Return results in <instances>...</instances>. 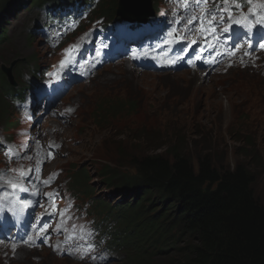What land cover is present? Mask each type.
Returning <instances> with one entry per match:
<instances>
[{
  "label": "rangeland",
  "instance_id": "374dc122",
  "mask_svg": "<svg viewBox=\"0 0 264 264\" xmlns=\"http://www.w3.org/2000/svg\"><path fill=\"white\" fill-rule=\"evenodd\" d=\"M23 1L13 3L11 11L5 9L0 12V26L5 25L7 37L0 41V69L2 66L7 70L11 68L12 77L18 81V91L25 87L24 76H31L32 68L35 69L34 77L39 81L41 76H37L38 70L55 63L61 56L60 50L51 49L53 41L48 36L53 33L48 11L32 5V0ZM109 1L100 0V5ZM7 2L8 5L11 3L9 0ZM153 2L159 4L161 0ZM93 19L92 16L90 20ZM36 24L45 26V32L35 33L33 27ZM3 75L4 80L0 78V137L6 136L10 141L24 140L25 137L15 129L27 128L29 125L18 120L21 116L14 111H21V107L15 105L14 98L17 97L14 93L5 88L9 83L6 75ZM178 76L182 78L175 80ZM251 76L258 84L256 88L245 84V81L249 83ZM11 80L14 81L13 78ZM126 98L137 99L143 110L148 109L150 116L144 124L141 121L144 115L139 112L133 114V111L98 120L101 113L94 111L97 106L104 105L102 102L107 104L117 99L113 104H118ZM37 112L38 109L31 119H40V122L33 128H40L46 139L56 137L62 143V148L48 169L60 171L59 183L63 188L70 170L84 168L89 172L88 176L92 179L89 185L98 200L105 199L109 203L121 200L120 193L103 185L98 175L99 169L104 166L115 168L118 165L113 163L121 160L124 166L119 167L124 173L131 170L129 165L145 155L165 154L164 147L158 149V144L163 142L159 131L152 132L157 139L155 143L144 144L126 139L120 133L122 128L126 126L135 130L141 122L145 130L150 127L152 130L165 129L169 120L174 119V126L176 121L180 122L181 127L189 126V131L183 134V151L190 152L192 158L197 154H207L217 163L219 170H231L238 164L244 165L253 173L254 195L264 205V75L257 73L254 68L231 67L225 72H210L202 77L191 71L157 72L134 68L129 60L118 58L111 60L85 82L73 84L68 89L67 97L53 103L47 114L37 115ZM5 124L8 135L2 131ZM10 124L16 128H10ZM15 132L18 136H15ZM73 194L79 203L88 200L77 190ZM94 206L91 204L90 209L97 212ZM94 217L99 221L111 219L110 215L101 213ZM132 226L140 229L142 223ZM114 237L118 238L119 235ZM22 243L23 246L13 250L12 242L6 240L5 245L0 246V264H80L66 258H56L48 249L26 248V244ZM174 245L179 247L184 243ZM113 246L118 252L108 264H131L130 248L116 244ZM159 248L169 249L163 243ZM119 250L124 252L122 256L118 254ZM174 255L177 256L169 249L167 254L149 257L145 264H169Z\"/></svg>",
  "mask_w": 264,
  "mask_h": 264
},
{
  "label": "trees",
  "instance_id": "16d2710c",
  "mask_svg": "<svg viewBox=\"0 0 264 264\" xmlns=\"http://www.w3.org/2000/svg\"><path fill=\"white\" fill-rule=\"evenodd\" d=\"M9 1L8 5L7 0H0V12L11 11L17 0ZM45 1L32 0L31 4L40 6ZM153 8L157 10V5ZM116 13V0L100 5L97 11L113 18ZM5 33L4 25L0 41L7 38ZM0 78L4 80L1 69ZM5 88L11 87L7 84ZM116 101H104L103 106L96 107L94 113H101L98 120L133 111L144 115V124L150 116L137 99L113 104ZM2 110L5 113V108ZM173 121L158 130H145L139 121L138 129L125 126L120 132L126 139L153 144L157 139L152 132L159 131L163 142L158 149L164 147L165 154L145 155L129 165L128 172L120 171L119 166H124L121 160L112 162L118 165L115 168L104 166L98 171L103 185L122 196L113 203L104 200L100 207L106 205L105 211L118 214L125 233L120 242L130 248L131 264H145L149 257L167 254L169 249L177 255L169 264H264V205L254 195L253 173L240 164L231 170H219L207 154L192 158L182 149L183 134L189 126L181 127L178 121L174 126ZM88 174L84 168L78 170L72 183L76 179L81 191L92 196V192L86 193L92 180ZM136 223H142L140 229L132 226ZM162 243L169 249L159 248ZM174 243L184 245L177 247Z\"/></svg>",
  "mask_w": 264,
  "mask_h": 264
},
{
  "label": "snow or ice",
  "instance_id": "6c2138e0",
  "mask_svg": "<svg viewBox=\"0 0 264 264\" xmlns=\"http://www.w3.org/2000/svg\"><path fill=\"white\" fill-rule=\"evenodd\" d=\"M209 0H189V4L185 6V11H188L190 7H198L201 4H206L208 3ZM252 0H248V4L251 5ZM242 5L240 3H237L236 0H233V3L231 6H229L228 0H224V6L221 7L219 4H217V6L215 8H211V9H205V11L200 15V17H196V16H192L191 19L187 20V23L184 24L183 20L184 17L182 16L180 19H169L167 17L166 13H161V15L165 18V20L167 21L168 24V29L169 31L167 32L168 36H171L173 38V40L171 42H179L180 40H183L184 37L183 36H179L178 33L183 30L184 32H187L189 29H191L195 23L198 21L199 25H200V31H203L205 33H216L219 32L220 35L217 37L218 42H223V37L225 34H229L232 31V27L233 25H238L241 26L245 29V35L247 36L248 32L251 31V29L253 27H255L256 25L253 24H249L247 23L248 20L252 19L255 15H258V11L254 12L253 8L251 6H249L248 8V12L244 13L241 11ZM238 11L240 12V16L243 18L244 23H241V19H236L233 17V11ZM211 16V19H208V17ZM217 16L219 17V19H217ZM205 23H207L208 27L205 28L204 25ZM224 23L226 24L225 27L218 28V25ZM257 23H264V18H261V20L257 21ZM229 40H233V39H240L239 36L233 37L231 35L228 36ZM166 43H168L169 41H165ZM247 45H248V49L250 50H264V36L259 37V39H253L252 37H249L246 41ZM73 49H66L65 52L68 53L70 51H72ZM237 49L235 47H232L229 49L230 52H235ZM75 51L78 53L79 48H75ZM249 53L246 51L245 55H248ZM77 63L76 57L72 56L71 59L69 58H65L62 59L60 61V66L62 68H68L71 66V64ZM48 156L51 157L52 156V152L50 151L48 153ZM14 158V154L11 153V151L9 150V160ZM29 159H31V157H28ZM43 163V162H40ZM33 169H29L28 172H22L20 175V179H27L29 183L32 182V180L34 179L31 175V173L33 172ZM52 176H50L48 178V180L46 181H42V183H51L52 180ZM38 183H40V181H38ZM10 184V191L11 192H26L28 191L26 188L19 186L17 183H12L11 181H9ZM3 186H0V188H2ZM34 195H39V193H34ZM47 196L48 199L50 200H55L58 196L59 193L57 192H53V193H48L45 194ZM21 204L23 205L24 209H28L30 207L33 206V203H38V201L33 202L30 199L27 200H21L20 201ZM71 207V205L68 206V208H65L63 210H59V215L61 217V220L65 219V215L68 212V209ZM53 212L52 213H42L40 217L37 218V222L36 224H33L31 227L33 229H36V240H43V238L48 235V225L47 223H44L43 225L40 224V221L43 220L44 216H52L56 214V209L55 206L53 205ZM12 210L9 209H5V208H0V213L3 214H7L9 212H11ZM14 214V213H13ZM69 219L71 217H68ZM77 226L73 225V231L75 232ZM79 228L81 229L80 232V237L81 240L83 241V247L85 248V251L81 254L80 258H85L88 256V254L90 252H92V250L94 249L95 245L93 243L89 242L90 237L92 236V232L91 230H86L85 226L80 225ZM62 228L61 226L58 224V227L55 229V231L59 232L61 231ZM73 239H75V237H72ZM33 238L31 236L28 237V240L23 241L25 244L29 243L30 241H32ZM13 250H15V244H13ZM91 259L95 260L96 257H90Z\"/></svg>",
  "mask_w": 264,
  "mask_h": 264
},
{
  "label": "clouds",
  "instance_id": "9594fccd",
  "mask_svg": "<svg viewBox=\"0 0 264 264\" xmlns=\"http://www.w3.org/2000/svg\"><path fill=\"white\" fill-rule=\"evenodd\" d=\"M117 4H118V1H117ZM99 6H100V4H99ZM99 6H98V8H99ZM98 8H97V10H96V14H97V11H98ZM97 15H102V14H97ZM107 15V14H106ZM105 15V16H106ZM107 17H109V19H116V18H121V17H119L118 15H117V13H116V16H115V18H113V17H110V16H107ZM41 40V39H40ZM42 41V40H41ZM18 65H21L20 63L18 64ZM48 68V66H46L45 68H43V70H41L40 71V69L38 70L39 71V73H38V75L37 76H41L40 78L42 79V71H44V70H46ZM34 71H35V69H31V71H30V75H31V77H28V78H34L32 81H35V82H39V81H37L38 80V78H36V77H34ZM210 73V72H209ZM209 73H207V74H209ZM16 74V73H15ZM7 78V77H6ZM16 78H17V80H18V76L16 75ZM13 80H14V76H13ZM7 81H8V79H7ZM24 82H25V87H28L29 86V83H28V81H26L25 79H24ZM9 83V82H8ZM15 84H18V81L16 82V80H14V85ZM245 84L247 85V86H251V87H254V88H256V86H258V84L256 83V81L253 79V77L252 78H250V80H249V83L248 82H246L245 81ZM9 85H10V87L11 88H9L8 90H10V91H13V87H14V85H11L10 83H9ZM14 91H15V89H14ZM20 96H21V94H19ZM67 97V96H66ZM40 106V105H39ZM38 111H42V109L41 108H38ZM15 113H16V111H14ZM17 114V113H16ZM15 121V120H14ZM32 130H35L34 128H32ZM36 139L39 141L38 142V146L40 147V149H43L45 152H46V158L42 161L43 163H40V165H39V169H40V172L42 173V175L43 176H45V175H48V174H50V173H53V174H55V175H57L58 177H59V180H60V171H58V170H50V169H48V167L51 165V163H52V161L56 158V156H57V153H58V150H60L61 148H62V143H61V141L60 140H58V138H56V137H53L52 139H46L45 137H44V135L42 134V130H40V128H36ZM52 152V156L51 157H49L48 156V153L49 152ZM33 152V151H32ZM32 152H29L28 153V155H29V157H31V154H32ZM30 160V159H29ZM33 160V159H32ZM32 164H34V161H32L31 162ZM82 169V168H81ZM80 170V169H79ZM75 172H78V170L76 171L75 170V168L73 169V170H70L69 172H68V178H65V187L63 188H61V191L63 192V193H65V194H70V195H72L74 198H77L74 194H73V191L74 190H77L82 196H84V197H87L88 198V200H87V202H89L90 204H89V209H88V211L85 213V217L84 218H88V217H92V218H94V220L95 221H97V222H99V223H102V222H104V223H106V224H109L110 223V225H112L111 226V230H110V235H111V240H110V247H111V253H115V254H117V252H118V250L117 249H115L114 248V246H113V244H116L117 246H122V243L120 242V236L122 235V234H125L124 233V230H123V225L121 224V223H119V216H118V214H115L114 212H109V211H105V208H106V205H103L102 207H100L101 206V204H102V202L105 200V199H99L98 200V198H96L95 197V194L93 193V190L91 189V187L90 188H88V190L86 191V193L87 194H89L88 192H92V196H88V195H86V194H84L82 191H81V189L78 187V185H80V184H78L77 182H76V179H75V182L74 183H72V178H75ZM91 183V182H90ZM91 204H95V206H94V208L96 209V211L97 212H94V211H92L91 209H90V205ZM99 213H101V214H105V215H110V217H111V219L110 220H107V219H103V220H101V221H99V220H97L95 217H94V215L95 214H99ZM77 217H82L80 214H77ZM83 220V219H82ZM112 222V223H111ZM116 224L118 225V226H116ZM119 228L121 229V230H119ZM116 232V233H115ZM123 232V233H122ZM116 234H118L119 235V237L118 238H116V237H114V236H116ZM96 240H98V239H96ZM126 242H127V238H126ZM42 248H44V249H48L49 250V248H45V247H42ZM42 250V249H41ZM50 252V251H49ZM118 254H120L121 256L124 254V252L123 251H120L119 250V253ZM57 258V257H56ZM60 258H66V257H60ZM66 259H69V260H72V259H70V258H66ZM112 259H113V257L111 258V259H109L108 260V262H106V263H104V264H108V263H111L112 262ZM72 261H74V260H72ZM74 262H77V261H74ZM77 263H80V264H89V263H85V262H77Z\"/></svg>",
  "mask_w": 264,
  "mask_h": 264
},
{
  "label": "water",
  "instance_id": "95a60500",
  "mask_svg": "<svg viewBox=\"0 0 264 264\" xmlns=\"http://www.w3.org/2000/svg\"><path fill=\"white\" fill-rule=\"evenodd\" d=\"M152 0H118L117 15L123 19L131 21L145 22L148 17L154 15ZM2 72L6 75L8 82L14 85L11 80V68L7 70L4 66L1 67Z\"/></svg>",
  "mask_w": 264,
  "mask_h": 264
},
{
  "label": "bare ground",
  "instance_id": "6f19581e",
  "mask_svg": "<svg viewBox=\"0 0 264 264\" xmlns=\"http://www.w3.org/2000/svg\"><path fill=\"white\" fill-rule=\"evenodd\" d=\"M126 67H127V69H128L129 66H126ZM127 69H126V71H128L130 68H129L128 70H127ZM130 71H132V70L130 69ZM191 76H192V75H191ZM195 77H196V76H195ZM179 78H182V77H181V76H178L175 80H178ZM192 79H193V78H192ZM194 80H195V79H194Z\"/></svg>",
  "mask_w": 264,
  "mask_h": 264
}]
</instances>
